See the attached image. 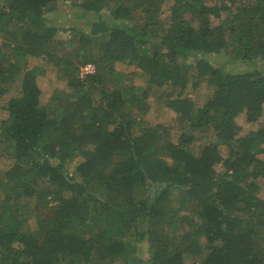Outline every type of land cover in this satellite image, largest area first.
<instances>
[{"label": "trees", "instance_id": "16d2710c", "mask_svg": "<svg viewBox=\"0 0 264 264\" xmlns=\"http://www.w3.org/2000/svg\"><path fill=\"white\" fill-rule=\"evenodd\" d=\"M69 1L0 0V264H264V124L236 121L264 111V0H172L167 23L164 0ZM49 66L67 89L42 102ZM155 89L176 139L145 124Z\"/></svg>", "mask_w": 264, "mask_h": 264}, {"label": "rangeland", "instance_id": "374dc122", "mask_svg": "<svg viewBox=\"0 0 264 264\" xmlns=\"http://www.w3.org/2000/svg\"><path fill=\"white\" fill-rule=\"evenodd\" d=\"M171 2H172V0H164V2L162 3L163 11L161 13V16H162L165 23H167V21H168L167 5ZM80 13H81V7L76 6V5L73 6V5H71L69 0H65V2L60 3L59 8L47 13L46 17L56 18V19L62 20V19H68L72 16L74 17L75 15L78 16ZM210 16L212 19L211 23H215L219 19V17L217 15H215L213 11L211 12ZM140 19H141V13H140V11H136L130 17L129 22L139 23ZM58 35H59L58 37H62V38L69 36L67 31L66 32H58ZM215 57H217L216 63L219 61L220 62L225 61V67H224L225 69H232L234 71H238V70H243L246 68H252L251 64H249V65L247 63L233 64L230 61H226V59L222 56V54L216 55ZM39 60L40 59H37L34 57H29L28 58V66L30 67L33 64L41 61V60L40 61ZM256 65L261 70H264V59L258 60L256 62ZM50 66L48 67L47 72L44 75H38L35 78L38 86L41 89L40 99L42 102H46L49 99L54 88H58V89H62V90L67 89L65 79L60 77L59 72L57 73V71L52 69ZM115 66L118 69H123L125 71L132 72L130 74V76L132 77L134 83H139V84L145 83L143 77L138 75L135 72L137 70L136 66L129 65V64H126L124 62H116ZM14 84L15 85H12V87H10V89L1 97V99H0L1 103H6V101L9 99V97L11 95H15L18 93L19 81H18V83H14ZM212 90L213 89L211 86H207L206 83H202L199 87H197L195 89L188 88L186 90V93L191 95L192 97H194L196 100H198L199 103H202L203 101H205L207 99V97H209V95L212 93ZM162 98L163 97H162L161 93L157 89H155V91L148 97V102L150 103V108L147 111L146 115L144 116L145 124H152V125H155L157 123L164 124L168 127V130L170 132V137L173 139H176L177 135L179 134L180 129L178 128L179 125L176 121L175 113L163 104ZM4 116H6V111L1 110L0 111V118H2ZM236 121L241 128L240 133L244 134L248 131L257 129L261 124H264V111L258 117V119H256L255 121H247L245 113L241 112L236 116ZM220 149H221L222 153L224 154V156H226L228 153V146L226 144H220ZM10 161H11V159L7 156V154L4 157H2V161H1L2 168L8 167V165L10 164ZM217 167L219 169L221 168L220 165H218ZM260 193H261V195L264 196V179H262V181H261ZM29 223L31 224L32 227H34L37 224L35 217L32 216L29 219ZM187 264H189V263H187Z\"/></svg>", "mask_w": 264, "mask_h": 264}, {"label": "built area", "instance_id": "2783aa9c", "mask_svg": "<svg viewBox=\"0 0 264 264\" xmlns=\"http://www.w3.org/2000/svg\"><path fill=\"white\" fill-rule=\"evenodd\" d=\"M93 71H94V65L92 63H86L83 66H81L79 74L82 76L85 73H89Z\"/></svg>", "mask_w": 264, "mask_h": 264}]
</instances>
